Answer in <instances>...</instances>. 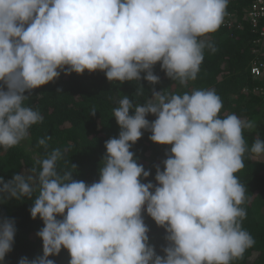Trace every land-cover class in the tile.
Wrapping results in <instances>:
<instances>
[{
  "label": "clouds",
  "instance_id": "clouds-1",
  "mask_svg": "<svg viewBox=\"0 0 264 264\" xmlns=\"http://www.w3.org/2000/svg\"><path fill=\"white\" fill-rule=\"evenodd\" d=\"M227 4L0 0V148L20 144L42 122L40 112L26 106L25 93L61 72L101 71L109 82L143 79L155 85L159 62L171 81L186 86L196 79L204 50L215 51L204 38L220 27ZM221 109L212 89H153L141 105L125 95L113 109L120 131L104 143L98 181L87 184L74 180L71 170L58 172L59 148L38 162V172L0 177V201L31 200V218L43 223L36 233L42 255L21 257L18 264H55L49 257L61 249L69 254L68 264H232L242 257L254 241L241 226L246 189L236 173L246 152L264 159V140L255 139L249 148L244 130L254 123L235 114L222 118ZM142 130L153 143L171 145L163 170L154 166L155 184L142 182L150 171L130 150ZM46 139L38 141L45 148ZM144 215L165 231L163 255L149 243ZM15 233L12 219L0 220V262L12 250Z\"/></svg>",
  "mask_w": 264,
  "mask_h": 264
},
{
  "label": "trees",
  "instance_id": "trees-1",
  "mask_svg": "<svg viewBox=\"0 0 264 264\" xmlns=\"http://www.w3.org/2000/svg\"><path fill=\"white\" fill-rule=\"evenodd\" d=\"M253 1L228 0L222 24L204 38L212 42L215 51L204 50L197 77L186 86L171 81L158 62L153 67L154 74L160 78L155 85L143 79L122 84L109 82L101 71H85L79 75L74 72L64 75L61 72L57 79L33 89L31 94L26 92L25 95H29L26 106L38 110L43 120L29 129L28 138L20 144L7 151L0 148V177L7 181L22 172L29 174L32 169L38 172V162L53 149L59 148L63 158L57 162L58 172L62 174L71 170L74 180L87 184L98 181V168L102 166L100 161L105 153L104 143L117 137L120 131L113 109L125 95L134 105L144 104L153 89L165 93L212 89L222 101L219 113L222 118L235 114L254 123L253 129L244 130L249 148L255 139L264 140V73L257 80L252 79L249 73L255 61L251 46L257 36L245 17ZM260 59L264 61L263 56ZM146 119L151 122L155 117L148 115ZM150 135V132L143 131L142 137L130 150L137 162L150 171L149 177L142 182L155 184L154 166L160 165L163 170L161 161L166 159L165 152L171 145L155 144L149 139ZM42 138L46 139V148L38 143ZM243 159L244 167L236 173L246 189L245 203L241 207L247 214L241 226L251 235L254 243L232 264H264V159L254 161L248 152ZM31 207L32 201L26 198L0 201V220L12 219L16 228L12 250L0 264H18L21 257L32 259L42 255V241L36 233L43 223L39 217L31 218ZM144 221L149 228V243L158 255H163L161 249L166 245L164 229L147 215H144ZM49 259L55 264H68L70 257L67 250L61 249L58 255Z\"/></svg>",
  "mask_w": 264,
  "mask_h": 264
},
{
  "label": "built area",
  "instance_id": "built-area-1",
  "mask_svg": "<svg viewBox=\"0 0 264 264\" xmlns=\"http://www.w3.org/2000/svg\"><path fill=\"white\" fill-rule=\"evenodd\" d=\"M247 12L245 19L255 30L253 32L257 36L251 46L255 61L249 71L252 79L257 80L264 73V61L260 59L261 56L264 57V0H254ZM261 24L263 25L260 26Z\"/></svg>",
  "mask_w": 264,
  "mask_h": 264
},
{
  "label": "rangeland",
  "instance_id": "rangeland-1",
  "mask_svg": "<svg viewBox=\"0 0 264 264\" xmlns=\"http://www.w3.org/2000/svg\"><path fill=\"white\" fill-rule=\"evenodd\" d=\"M245 91H246V90L244 89V92H245ZM251 158H252V157H251ZM252 160L257 161V159H253V158H252Z\"/></svg>",
  "mask_w": 264,
  "mask_h": 264
}]
</instances>
